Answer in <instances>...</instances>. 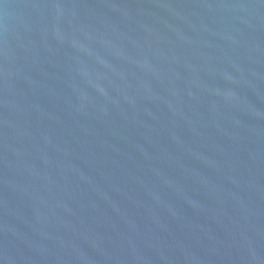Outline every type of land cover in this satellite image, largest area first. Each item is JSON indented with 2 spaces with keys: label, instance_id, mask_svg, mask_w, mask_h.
I'll return each instance as SVG.
<instances>
[{
  "label": "water",
  "instance_id": "obj_1",
  "mask_svg": "<svg viewBox=\"0 0 264 264\" xmlns=\"http://www.w3.org/2000/svg\"><path fill=\"white\" fill-rule=\"evenodd\" d=\"M0 264H264V0H0Z\"/></svg>",
  "mask_w": 264,
  "mask_h": 264
}]
</instances>
